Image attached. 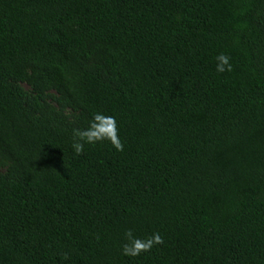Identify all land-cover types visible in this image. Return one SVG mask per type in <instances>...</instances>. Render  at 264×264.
<instances>
[{
    "label": "trees",
    "instance_id": "obj_1",
    "mask_svg": "<svg viewBox=\"0 0 264 264\" xmlns=\"http://www.w3.org/2000/svg\"><path fill=\"white\" fill-rule=\"evenodd\" d=\"M0 264H264V0H0Z\"/></svg>",
    "mask_w": 264,
    "mask_h": 264
},
{
    "label": "clouds",
    "instance_id": "obj_2",
    "mask_svg": "<svg viewBox=\"0 0 264 264\" xmlns=\"http://www.w3.org/2000/svg\"><path fill=\"white\" fill-rule=\"evenodd\" d=\"M216 61V71L218 73L232 70L229 56L221 53L216 57ZM73 135L76 139L72 147L77 154L83 152L85 143L96 144L98 141L103 140L110 141L118 151L123 150V144L118 137V129L114 117H103L102 114H96L88 128L84 130L76 129ZM125 235L132 240L130 244H125L123 247V253L129 256L139 255L141 251L150 250L153 244L162 243V238L158 233H154L146 241L132 238L131 230L127 231Z\"/></svg>",
    "mask_w": 264,
    "mask_h": 264
}]
</instances>
